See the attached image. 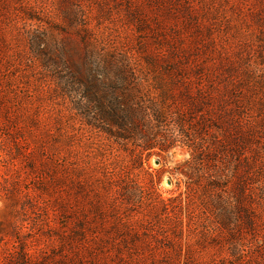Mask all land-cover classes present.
<instances>
[{
	"label": "rangeland",
	"instance_id": "374dc122",
	"mask_svg": "<svg viewBox=\"0 0 264 264\" xmlns=\"http://www.w3.org/2000/svg\"><path fill=\"white\" fill-rule=\"evenodd\" d=\"M2 43L42 120L0 264H264V0H0Z\"/></svg>",
	"mask_w": 264,
	"mask_h": 264
},
{
	"label": "trees",
	"instance_id": "16d2710c",
	"mask_svg": "<svg viewBox=\"0 0 264 264\" xmlns=\"http://www.w3.org/2000/svg\"><path fill=\"white\" fill-rule=\"evenodd\" d=\"M4 46V43H2L0 47V137L2 140L0 150V196L8 197L16 193L26 198L30 196V189L26 188L24 191L21 189L19 184L24 177L21 175L20 169L23 165V169L27 173L35 174V164L39 160L37 156H40V152H36L27 143H25V146L22 145L21 142L27 140L23 128L31 127L30 125L39 127L38 122L42 119L41 115L29 116V106L32 100L30 96L31 86L29 85L31 82L30 58L21 54L10 55L3 50ZM145 143L148 146L142 151L150 150L151 141H145ZM141 160L142 157H139V160L134 161V164L142 163ZM28 175L26 174V176ZM134 190L130 189L129 193L123 194L127 203L136 204L141 202L140 199H137ZM249 220L250 218H248L247 224L251 226ZM96 246L97 243H93L92 251L99 252L101 249L107 253L110 252L104 247L98 249V246ZM117 252L118 258L124 261L128 257L131 263L138 257V255L135 257V255L130 254L128 250L118 249Z\"/></svg>",
	"mask_w": 264,
	"mask_h": 264
}]
</instances>
